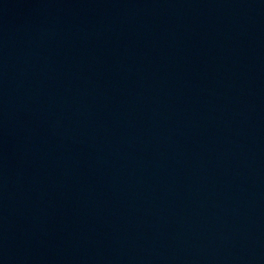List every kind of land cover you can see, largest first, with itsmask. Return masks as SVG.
Listing matches in <instances>:
<instances>
[{"label": "water", "instance_id": "water-1", "mask_svg": "<svg viewBox=\"0 0 264 264\" xmlns=\"http://www.w3.org/2000/svg\"><path fill=\"white\" fill-rule=\"evenodd\" d=\"M0 264H264V0H0Z\"/></svg>", "mask_w": 264, "mask_h": 264}]
</instances>
